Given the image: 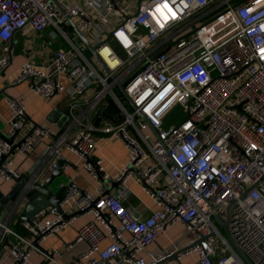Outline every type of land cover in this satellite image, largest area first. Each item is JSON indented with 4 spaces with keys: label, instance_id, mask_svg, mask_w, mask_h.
Listing matches in <instances>:
<instances>
[{
    "label": "built area",
    "instance_id": "obj_1",
    "mask_svg": "<svg viewBox=\"0 0 264 264\" xmlns=\"http://www.w3.org/2000/svg\"><path fill=\"white\" fill-rule=\"evenodd\" d=\"M76 28L105 65L103 73L78 42ZM48 29L43 43L52 59L24 63L13 84L27 81L47 99L66 92L69 121L58 133L31 125L26 102L6 97L9 136L15 138L9 143L0 137V183L21 177L12 154L32 153L38 142L50 140L46 164L70 151L99 188H67L63 206L82 212L70 219L53 207L52 218L42 219V211L23 221L38 244L92 215L75 240L88 249L74 264H170L188 255L196 264H246L219 229L217 215L229 218L233 239L253 264H264V0H0V43L6 45L0 75L10 65L8 43L16 33L43 36ZM107 99L123 119L103 118L95 126L91 117ZM176 106L184 118L168 125ZM109 140L129 152L116 175L105 172L102 157L93 158ZM130 180L157 205L146 218L124 204ZM104 181L119 186L104 195ZM11 219L9 213L0 222V243L14 237L13 264H28L35 240L11 228ZM177 223L192 235L191 247L149 255L147 248Z\"/></svg>",
    "mask_w": 264,
    "mask_h": 264
},
{
    "label": "crops",
    "instance_id": "obj_2",
    "mask_svg": "<svg viewBox=\"0 0 264 264\" xmlns=\"http://www.w3.org/2000/svg\"><path fill=\"white\" fill-rule=\"evenodd\" d=\"M49 34V29L43 34V36L30 32L26 36L16 33L11 40V42L13 41V44L8 43V48L10 47L11 49L9 51H11L12 58L10 65L0 75L1 138L3 136L9 139L12 138L9 136V123L12 118V109L6 97L23 99L26 102V119L31 125L47 126L58 133L69 121V105L71 100L66 92L58 94L51 99H47L36 94L31 89L30 83L27 81L13 84V81L18 76L19 70L24 63L34 62L35 64H44L52 59V51L45 47L43 43L44 39L48 40ZM4 46L6 45L0 43V56L3 54ZM57 46L58 43H55L53 48L55 49ZM92 93V91L87 93L86 98H90ZM53 113L55 116L51 118ZM95 121L94 116L91 117V122L93 123ZM102 121L105 120L102 119ZM97 135L102 137V134L100 133H97ZM51 142L52 141L50 140H41L37 143L32 153L29 154H12L15 168L21 173V175H26L28 177V181H30L31 177L37 173L39 176L37 178V182L35 183L44 184L54 172V164L58 160L51 161V163L49 160L46 164L47 150ZM64 157L65 158L61 160H67L70 165L64 166L63 176L56 180L58 184H74V187L80 191L93 192L98 190V182L94 179L93 175L83 167L82 161L77 155L71 153L70 151H64ZM97 157H102L104 159V168L106 173L109 175H116L118 171H120V169L127 163L129 159V152L121 141L109 140L105 142L103 147L93 156V158ZM16 180L17 179L1 182L0 191L4 195L11 193L16 185ZM128 187L129 195L127 196L124 204L133 212V214L141 218H146L152 211L157 209V205L153 203L152 199L145 193L137 181L130 180ZM117 188L118 187L113 185V182L104 181L100 190L106 192L111 189V192H115ZM19 200L20 198L18 197L17 202ZM61 205L62 208L69 214L70 209L63 206V203ZM25 206L26 201L18 207L16 212L13 214L10 213V217H12V219L9 226L20 235L34 241L35 237L23 227V220L20 218V214L24 212ZM52 208L53 207H49L43 210L45 211V214L42 215V219L54 217V215L50 213V209ZM93 220L94 218L92 215L79 217L58 235L50 237L45 242L40 244V246L48 252H52V250L60 252L59 256L52 255V259H50L49 263L48 257L45 253H43L39 247H33L31 249L28 264H74L79 255L88 249V245L84 242L75 243L77 234L83 225ZM117 227L121 229L119 222L117 223ZM6 238H9V245L6 243L4 244ZM15 240L16 239L14 237L6 235L4 241L0 243V264H13V258L10 253V245L14 243ZM109 242L110 240L107 239L104 244L107 245ZM192 242V235L187 234L182 223H177L170 231L161 233L157 240L147 248V251L149 255L159 254L167 249H172L173 251H183L187 249ZM150 258L151 256H149V259ZM170 264H196V256L188 255L183 257L180 263L173 262Z\"/></svg>",
    "mask_w": 264,
    "mask_h": 264
},
{
    "label": "water",
    "instance_id": "obj_3",
    "mask_svg": "<svg viewBox=\"0 0 264 264\" xmlns=\"http://www.w3.org/2000/svg\"><path fill=\"white\" fill-rule=\"evenodd\" d=\"M76 31L79 35L78 42L83 41L88 47L89 51L97 58L99 63L106 70L105 65L96 56L95 49L91 45V43L83 36V34L77 28H76ZM10 43L13 44V41ZM118 89L121 94L127 97L121 83L118 84ZM53 116H55L54 113L51 115V118H53ZM112 116H116L120 120L123 119V115L120 113L115 103L111 99H107L106 106H102L94 116V120H96L94 122L95 126H98L101 119L103 118L108 119V118H111ZM2 138L9 143H13L15 137H12L9 139L3 136ZM65 165H70V163L67 160H58L54 164V172L50 175V177L45 181L44 184L34 183L30 189H25V184L28 181V177L26 175H21V177L16 180V185L14 186L11 193L4 195L0 191V212H1L0 222L6 219V216L8 215V213L13 214L14 212H16L18 207L24 201H26V206H25L24 212L20 214V218L23 221H31V219L36 214H38L39 212H42L44 209H47L49 207L56 208L58 213L61 214L64 217V219H70L74 215L81 214L82 212L80 211L68 214L64 211L61 205L65 199L67 188L70 186H74V184H58L56 182L57 179L63 176ZM113 185L115 187H118L119 182L113 183ZM110 193H111V189L104 192V195H107ZM18 197L20 198V200L17 202ZM229 211H230V207L227 209L228 214H229ZM215 220L219 225V229L224 232L225 236L228 238L229 242L231 243L235 251L238 253V255L242 258V260L246 264H253V262L249 259V257L244 253V251L240 248V246L233 239L230 229H229V218H227L226 220H223L221 219V217L216 215ZM1 237H2V229L0 228V238ZM37 240L38 239H36L33 244L36 247H39V249L42 250L43 253H45V255L48 257V263H49L50 259H52V253L43 249L38 244ZM5 243L7 245L10 244L9 238L5 239L4 244Z\"/></svg>",
    "mask_w": 264,
    "mask_h": 264
},
{
    "label": "rangeland",
    "instance_id": "obj_4",
    "mask_svg": "<svg viewBox=\"0 0 264 264\" xmlns=\"http://www.w3.org/2000/svg\"><path fill=\"white\" fill-rule=\"evenodd\" d=\"M88 58L91 60V62L94 64V66L96 67V69L100 72L103 73V70L101 68L100 63L98 62V60L96 59V57L94 55H92L91 53H87ZM122 56V55H121ZM184 118V112H183V108L181 106H176L171 113L169 114V116L167 117V124L171 125L173 123H176L177 121H180Z\"/></svg>",
    "mask_w": 264,
    "mask_h": 264
},
{
    "label": "bare ground",
    "instance_id": "obj_5",
    "mask_svg": "<svg viewBox=\"0 0 264 264\" xmlns=\"http://www.w3.org/2000/svg\"><path fill=\"white\" fill-rule=\"evenodd\" d=\"M108 63H109L111 66L116 65V61H108Z\"/></svg>",
    "mask_w": 264,
    "mask_h": 264
}]
</instances>
